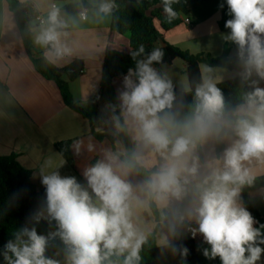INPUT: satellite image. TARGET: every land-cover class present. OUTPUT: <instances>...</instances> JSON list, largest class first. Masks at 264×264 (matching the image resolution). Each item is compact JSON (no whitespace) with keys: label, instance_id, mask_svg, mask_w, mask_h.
Masks as SVG:
<instances>
[{"label":"clouds","instance_id":"clouds-1","mask_svg":"<svg viewBox=\"0 0 264 264\" xmlns=\"http://www.w3.org/2000/svg\"><path fill=\"white\" fill-rule=\"evenodd\" d=\"M173 2L163 0L169 21L176 15ZM226 4L231 16L225 22L230 29L226 39L238 46L245 78L254 72L264 79V0H226ZM112 7L104 3L100 11L107 14ZM49 21L51 27L37 40L55 47L59 43L56 26L62 23L57 10L51 12ZM143 51L141 46L133 52V59ZM162 55L155 50L146 61H137L135 70L129 69L119 96L124 125L113 116L118 129L130 124L137 143L161 158L141 192L160 204L175 201L179 223L189 226L193 238L199 233L210 245V250L204 249L206 257H219L221 264H256L264 249L254 245L262 233L239 203V195L252 182L245 162H264V88L255 87L246 95V107L229 112L221 90L206 79L195 90L194 106L182 115V102L174 108L171 82L151 67ZM226 140L231 142L222 156L201 163L197 155L201 148L210 141ZM142 162L135 153L123 160L107 154L84 172L86 187L58 172L43 175L45 200L32 219L55 221L57 230L45 236L35 227H22L6 243L4 260L7 264H60L45 255L48 241L59 237L67 264H102L114 250L122 253L128 248L126 264H131L133 258L138 259L145 237L136 232L131 220L133 202L142 201L126 177ZM192 223L197 227H191ZM259 243L264 244V238Z\"/></svg>","mask_w":264,"mask_h":264},{"label":"crops","instance_id":"crops-1","mask_svg":"<svg viewBox=\"0 0 264 264\" xmlns=\"http://www.w3.org/2000/svg\"><path fill=\"white\" fill-rule=\"evenodd\" d=\"M18 1L32 3L38 12V18L29 23L33 35L32 54L35 58L45 56L58 68L65 67L73 60L83 61L84 71L76 80L68 81L64 75L62 79L69 83L74 101L95 122L93 130L112 138L116 153L124 156L135 153L143 158L139 166L147 171H157L161 158L150 155L147 149L137 143L130 124L118 129L113 120V116H118L124 125L125 118L121 115L119 98L120 92L125 90L124 78L115 80L105 88L100 87L101 63L105 52H129L128 35L112 32L109 27L110 14L98 9L104 3L112 4L114 0H83L85 6L82 0ZM222 4L224 6L226 0L196 4L191 7L189 15L181 19L182 23L168 31H161L156 22L155 27L162 34V39L156 46L163 47L168 43L193 55L211 57L220 56L225 46L229 56L239 57L238 46L226 39L230 31L221 32L217 26ZM54 9L58 12V20L62 22L56 26L59 43L55 47L51 43L46 48L47 44L38 42L37 38L51 27L49 16ZM81 12H85V19L80 18ZM39 18L43 19V24L38 22ZM184 18L190 20V25L184 23ZM151 67L171 81L176 90L188 91L184 65L179 59L159 70L153 64ZM199 71L202 82L207 79L215 84L240 75L236 70L209 68L204 65H200ZM90 132L89 121L67 108L55 84L45 80L34 70L22 46L14 17L7 9L5 0H0V155L15 154L23 168L33 171V181L39 188L44 187L41 183L42 176L52 172H58L62 177H75L86 187L84 172L91 167L92 160L96 158L101 161L107 154H112L111 142L107 138L98 141ZM66 140H71V165L54 148L55 143ZM230 142H221L223 148L217 156H222L224 148ZM200 152L197 155L202 164L217 157L213 141L201 148ZM245 166L249 168L252 179L264 175V162L253 160L245 162ZM126 179L142 201L140 204L133 202L132 205L131 220L138 234L146 237L155 230L158 246L188 239L206 243L201 234L197 233L193 238L188 226L175 220L157 224L149 208V197L141 192L145 181L134 171H130ZM249 200L252 207L260 215H264V188L251 192ZM239 203L242 205L241 195ZM154 204L160 214L167 210L172 216H177L179 206L175 201L164 205L154 200ZM255 225L256 222L253 226ZM31 227L45 236L57 230L55 222L42 224L33 220L29 228ZM4 249L0 248V264H7L2 254ZM130 253L131 248L122 253L118 251V254L108 256L102 264H126ZM45 255L58 260L60 264H67L65 245L59 237L48 241ZM131 264H144L140 249L138 259L133 258ZM256 264H264V251Z\"/></svg>","mask_w":264,"mask_h":264},{"label":"trees","instance_id":"trees-1","mask_svg":"<svg viewBox=\"0 0 264 264\" xmlns=\"http://www.w3.org/2000/svg\"><path fill=\"white\" fill-rule=\"evenodd\" d=\"M83 1V0H82ZM215 0H175L171 5L176 15L169 21L167 14L164 12L163 0H114L110 14V30L116 34L128 35L129 52L123 53L114 50L105 52L101 63L100 87L105 88L111 85L115 80L124 78L129 73V69L135 70L137 61L147 60L148 56L155 50L163 53L159 61H153L152 64L159 70L163 66H169L179 59L184 65V74L188 81V91L180 92L172 84V90L176 97L174 108L180 106L182 102L181 114H187L196 102L195 90L203 84L199 67L204 65L209 68H223L236 70L239 76L230 80L215 84L225 97L226 106L229 112L234 111L237 107L246 105V95L259 87L262 80L254 72L245 78L244 63L240 57L229 56L228 49L224 46L222 54L218 57H211L203 54H190L179 48L166 43L163 47H157L156 43L162 39V34L156 29L155 23L161 31H168L180 23L182 18L190 13L192 6L203 4ZM7 9L14 17L16 29L22 46L31 62L34 70L45 80L55 84L63 104L87 119L91 125V135L98 141L107 138L111 142L112 154L118 155L120 160L125 158L124 155L116 153L113 149L112 138L105 134L97 133L93 130L95 122L88 113L73 99L69 89V83L62 79L66 76L68 81L76 80L84 71L82 60H73L62 68L56 67L45 56L34 57L33 35L29 23L38 18V12L35 6L30 2H20L18 0H5ZM84 6L86 3L83 1ZM100 9V8H98ZM227 4L220 10V18L217 23L221 32L230 31L225 28L226 20L230 19ZM51 43L46 45L49 48ZM143 46L144 51L132 57L133 52H139ZM162 76V74H160ZM163 77V76H162ZM136 78L133 77V80ZM252 81L257 83L253 85ZM71 140L57 142L54 144L55 150L59 155L71 165L70 156ZM216 156L222 151V143L214 142ZM199 153L200 150L198 151ZM94 158L91 166L97 163ZM139 177L146 181L154 171H147L141 166L133 169ZM33 171L23 168L17 161L15 154L7 156L0 155V248H5L9 240H14V233L22 227H30L33 221L32 217L39 210L45 200V188H39L33 181ZM264 188V175L253 178L251 184H245L240 191L242 206L245 207L253 216L256 225L262 236L257 239L254 246L264 248V244L259 243L264 238V215H260L251 205L249 195L251 192ZM149 208L157 224L175 220L177 216H172L169 211L164 210L159 213L154 200L149 198ZM42 224L49 223L41 219ZM55 222V221H52ZM186 225V224H185ZM188 226V225H186ZM191 227H197L195 223ZM189 228V226H188ZM156 231L154 230L144 239L140 246V256L144 264H221L219 257L209 258L203 252L204 249L210 250L207 243H196L192 239L173 242L168 245L158 246L155 239ZM187 249V253L184 252ZM118 254L117 250L109 256ZM246 256L248 253L245 254Z\"/></svg>","mask_w":264,"mask_h":264},{"label":"built area","instance_id":"built-area-1","mask_svg":"<svg viewBox=\"0 0 264 264\" xmlns=\"http://www.w3.org/2000/svg\"><path fill=\"white\" fill-rule=\"evenodd\" d=\"M79 15H80V18H81V19H85V17H86L85 12H81ZM38 22H39L40 24H43V23H44L42 18H39ZM184 23H185L186 25H190V20L187 19V18H184ZM259 87H260V88H264V80H262V81L260 82Z\"/></svg>","mask_w":264,"mask_h":264}]
</instances>
